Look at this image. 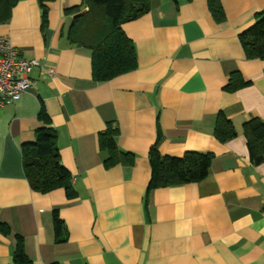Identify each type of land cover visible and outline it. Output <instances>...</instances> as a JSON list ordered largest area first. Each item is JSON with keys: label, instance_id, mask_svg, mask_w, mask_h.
<instances>
[{"label": "crops", "instance_id": "0c3cea01", "mask_svg": "<svg viewBox=\"0 0 264 264\" xmlns=\"http://www.w3.org/2000/svg\"><path fill=\"white\" fill-rule=\"evenodd\" d=\"M80 3L47 2L43 26L37 0H18L0 23L20 56L55 71L33 68L29 89L0 106V225L9 228L0 231V264H14L15 235L32 264H264V159L249 162L240 132L224 143L212 134L219 111L238 131L251 116L264 122V60L246 59L238 40L264 0H220L221 22L206 0H149L147 12L121 23L136 68L105 82L93 81L89 51L65 38L64 9ZM232 72L248 85L226 92ZM41 107L73 198L63 188L34 191L24 176L21 145L34 140ZM111 122L132 165H103L97 134ZM155 144L161 155L212 152L207 176L147 192ZM54 207L64 242L55 241Z\"/></svg>", "mask_w": 264, "mask_h": 264}, {"label": "trees", "instance_id": "16d2710c", "mask_svg": "<svg viewBox=\"0 0 264 264\" xmlns=\"http://www.w3.org/2000/svg\"><path fill=\"white\" fill-rule=\"evenodd\" d=\"M18 0H0V23L10 17L11 8ZM51 0H37L44 26L47 19V5ZM207 8L217 22L225 19L220 0H206ZM149 0H81V3L66 7L71 15L66 31L70 45L89 51L91 76L95 82H105L136 68V52L133 42L121 29V23L138 17L149 10ZM238 40L246 59L264 60V12L255 13L254 22L238 34ZM248 85L238 72H232L223 89L233 92ZM40 124L34 129V140L21 145V159L24 176L30 188L47 193L63 188L67 198L76 195L72 177L60 162L56 144V132L50 119L41 107L37 115ZM240 132L245 138L248 160L252 165L264 159V122L259 117H249L238 131L230 118L222 111L215 116L212 134L221 143L236 137ZM118 127L109 123L97 134V146L103 156L105 168L116 164L132 165L133 153L123 151L116 144ZM160 130L157 128V138ZM214 155L210 151H185L181 156L161 155L153 145L148 152L150 178L147 192L156 188L172 187L203 180ZM52 223L56 242H64L67 232L59 218L58 208L52 209ZM0 231L9 233V228L0 225ZM14 264H32L23 249L22 237L15 235Z\"/></svg>", "mask_w": 264, "mask_h": 264}, {"label": "built area", "instance_id": "2783aa9c", "mask_svg": "<svg viewBox=\"0 0 264 264\" xmlns=\"http://www.w3.org/2000/svg\"><path fill=\"white\" fill-rule=\"evenodd\" d=\"M36 58H24L14 48L6 35L0 34V106L18 100L31 86L30 72L39 67L48 75L52 66L43 68Z\"/></svg>", "mask_w": 264, "mask_h": 264}]
</instances>
